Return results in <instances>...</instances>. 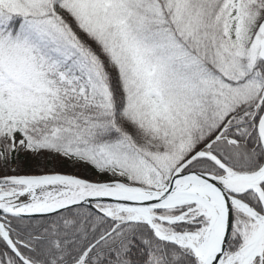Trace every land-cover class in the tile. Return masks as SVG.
<instances>
[{
  "label": "snow or ice",
  "instance_id": "snow-or-ice-1",
  "mask_svg": "<svg viewBox=\"0 0 264 264\" xmlns=\"http://www.w3.org/2000/svg\"><path fill=\"white\" fill-rule=\"evenodd\" d=\"M0 264H264V0H0Z\"/></svg>",
  "mask_w": 264,
  "mask_h": 264
}]
</instances>
